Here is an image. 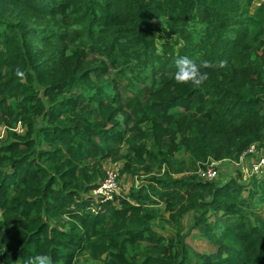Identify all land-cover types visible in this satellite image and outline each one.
<instances>
[{
  "label": "trees",
  "instance_id": "obj_1",
  "mask_svg": "<svg viewBox=\"0 0 264 264\" xmlns=\"http://www.w3.org/2000/svg\"><path fill=\"white\" fill-rule=\"evenodd\" d=\"M255 1L0 0V264L38 253L54 264H264V216L251 210L264 205V175L197 174L264 146ZM183 56L212 63L202 88L175 82ZM107 162L146 179L101 201ZM160 205L176 239L153 224ZM192 232L210 252L187 243Z\"/></svg>",
  "mask_w": 264,
  "mask_h": 264
},
{
  "label": "rangeland",
  "instance_id": "obj_2",
  "mask_svg": "<svg viewBox=\"0 0 264 264\" xmlns=\"http://www.w3.org/2000/svg\"><path fill=\"white\" fill-rule=\"evenodd\" d=\"M263 0H256L254 3V7L258 6L260 2ZM160 24V22H157ZM21 124V123H20ZM19 125V124H18ZM23 127V125H21ZM257 149L264 151V146L261 145H254ZM253 147V146H251ZM250 147V148H251ZM227 160V159H224ZM224 160H213L215 162L219 163V166L217 167L218 171V176L214 181H217L219 183H223L225 181H235L236 183H245L247 184L248 182L244 180L242 174L240 171L236 170L235 166L231 165H225L223 162ZM223 163V164H221ZM204 164V168H205ZM106 171L112 170V169H118L119 170V177H118V186H119V194L120 193H127L129 190L133 187H138L142 185L146 179V176L142 173L140 176H135L132 177L130 175L128 176H123L121 175V168H122V162L121 163H112V162H107L104 166ZM204 168L199 169L197 174L199 175ZM234 175V176H233ZM251 182V181H250ZM249 186V185H248ZM248 186H245V189H247ZM247 196V193H245ZM252 211L258 212L259 214L264 216V205L260 206L257 209L251 208ZM192 212L189 214H186L182 219H181V225H182V232L186 233L188 229L191 226L192 222ZM155 228L158 230V232L169 238V239H176V234L178 232V225L171 221L170 218V213L166 211V208L164 205H160L156 207V219L153 222ZM186 241L188 244L193 246L195 249L201 251V252H210L211 247L209 244L206 242L205 239H203L197 232H192L190 233ZM78 264H102V262H95L91 260L88 256H84L79 259Z\"/></svg>",
  "mask_w": 264,
  "mask_h": 264
},
{
  "label": "built area",
  "instance_id": "obj_3",
  "mask_svg": "<svg viewBox=\"0 0 264 264\" xmlns=\"http://www.w3.org/2000/svg\"><path fill=\"white\" fill-rule=\"evenodd\" d=\"M14 131L23 133L24 128L19 123ZM223 162H225V165L235 166L236 170L241 172L244 180L247 182L251 181L253 177L264 175V151L257 149L254 145L244 152L238 161L235 162L227 159ZM205 166L199 176L207 181H214L218 176L217 167L219 163L209 160ZM118 177V169L106 171L104 181L93 191V196L101 199V201H112L116 195H119Z\"/></svg>",
  "mask_w": 264,
  "mask_h": 264
},
{
  "label": "clouds",
  "instance_id": "obj_4",
  "mask_svg": "<svg viewBox=\"0 0 264 264\" xmlns=\"http://www.w3.org/2000/svg\"><path fill=\"white\" fill-rule=\"evenodd\" d=\"M174 67V79L177 84L189 85L199 89L208 81L210 73L207 69L212 68L213 65L209 61L197 63L195 59L183 56L175 60ZM16 75L20 78L21 82L26 79V74L20 67H17ZM17 264H19V261ZM23 264H54V261L51 256L38 253L27 257L23 261Z\"/></svg>",
  "mask_w": 264,
  "mask_h": 264
}]
</instances>
